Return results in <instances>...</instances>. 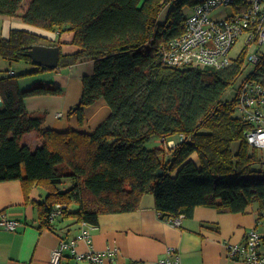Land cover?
<instances>
[{
	"label": "trees",
	"instance_id": "trees-1",
	"mask_svg": "<svg viewBox=\"0 0 264 264\" xmlns=\"http://www.w3.org/2000/svg\"><path fill=\"white\" fill-rule=\"evenodd\" d=\"M199 2L32 0L21 15L25 22L59 35L74 33V52L64 53L60 39L50 43L60 47L57 68L27 54L44 43L42 34L13 29L0 41L1 56L38 67L0 77V182L20 180L26 199L37 186L46 190L37 202L42 227L53 229L54 221L69 218L97 225L102 214L138 210L149 193L167 221L191 217L198 206L245 212L256 202L264 220V168L256 167L264 160L247 139L250 126L237 113L238 97L222 99L240 78L244 57L214 70L171 66L162 56L169 40L184 32V9ZM23 3L0 0V16L19 15ZM85 62L95 69L83 76L81 100L69 114L77 113L82 125L86 107L103 98L111 115L91 133L46 126V115L31 113L26 98L64 90L55 84L23 89L19 79ZM31 132L41 141L36 149L23 143ZM156 138L161 144L149 146ZM262 239L264 247V234Z\"/></svg>",
	"mask_w": 264,
	"mask_h": 264
},
{
	"label": "crops",
	"instance_id": "crops-1",
	"mask_svg": "<svg viewBox=\"0 0 264 264\" xmlns=\"http://www.w3.org/2000/svg\"><path fill=\"white\" fill-rule=\"evenodd\" d=\"M32 0H24L19 15L0 16V41L8 38L13 29H25L48 35L53 41L60 39L64 53L78 49L72 43L74 33L51 32L33 26L21 16ZM47 37V36H46ZM44 45L52 46L50 43ZM55 44V43H53ZM17 66L0 55V77L36 71V64L19 61ZM94 62L80 63L53 71L34 72L22 76L19 81L23 89L37 84L60 86V95H37L26 98L28 110L37 115H46V126L58 131L69 129L91 133L106 121L112 113L110 105L102 98L86 107L85 123L80 124L77 113L68 114L83 94L82 78L93 74ZM23 143L36 149L41 141L36 132L28 133ZM46 190L35 187L30 199H26L20 180L0 182V217L6 213L20 221L16 230L0 227V264H159L169 249H176L182 264H244L228 255V244L242 242L247 232L257 228L264 234V220L260 219V205L254 203L245 212L219 210L211 206H198L191 217H185L181 225L160 219L153 194L144 195L138 210L102 214L99 224L93 225L92 240L80 238L82 226L75 218L54 221V228L42 227L37 202L45 199ZM64 238L76 240L74 247L68 246L62 252L59 263L52 262V254ZM264 250V247L262 248ZM108 250L99 263H92L80 257L89 251Z\"/></svg>",
	"mask_w": 264,
	"mask_h": 264
},
{
	"label": "built area",
	"instance_id": "built-area-1",
	"mask_svg": "<svg viewBox=\"0 0 264 264\" xmlns=\"http://www.w3.org/2000/svg\"><path fill=\"white\" fill-rule=\"evenodd\" d=\"M184 27V32L171 38L162 50L164 61L171 66L226 69L241 59L233 58L231 53L238 40L245 39V61L249 72L237 95V113L250 126L246 132L249 143L264 149V0H200L186 17ZM3 102L0 93V105ZM56 213L53 212L52 217ZM184 217L181 214L170 222L180 226ZM19 224V220L2 213L0 227L14 231ZM81 226L79 237L91 242L93 225L84 221ZM75 244L76 240L70 242L63 238L61 245L53 251L52 262L59 263L64 249ZM262 248V234L252 228L242 242L228 244V255L244 264H264ZM113 254L111 250H91L80 257L99 263L104 256ZM159 264H182V259L172 248Z\"/></svg>",
	"mask_w": 264,
	"mask_h": 264
},
{
	"label": "rangeland",
	"instance_id": "rangeland-1",
	"mask_svg": "<svg viewBox=\"0 0 264 264\" xmlns=\"http://www.w3.org/2000/svg\"><path fill=\"white\" fill-rule=\"evenodd\" d=\"M173 5L174 4L171 3V4H168L164 8V10H163V12L161 13V16H160V20L162 22L166 20V18L169 15V12L172 9ZM184 13H185L186 16L191 14L192 13V7H186L184 9ZM45 36H47V37L45 38V40H43V42L44 43H52V39H50L48 37V35H45ZM245 47H246L245 39L243 37H241L238 40V42L235 44V46H234V48L232 50L231 56L233 58H241L242 59L244 57L243 58L244 62L242 64L243 65V73L240 76V78L236 81V83L226 90V92L224 93V95L222 97L223 100H233V99H235L237 97L239 89H240V85H241L243 79L246 77V75L249 72V66H248L247 62L245 61V51H244ZM11 61L17 66V68H19V66H20V64H19L20 62L19 61H21V60H19V61L11 60ZM79 102H80V100H79ZM78 103L74 104L73 107L70 109V111L73 108L77 107ZM69 112H68V114H69ZM174 143H176V141H171V143H169V144L173 145ZM158 144H161V140L156 138V139L152 140V142L149 143V146H155V145H158ZM238 147H239V142H234L233 143V149L237 150ZM258 154H259V157L264 160V149H259L258 150ZM256 167L257 168H261V167L264 168V164H258V165H256ZM72 209H76V205L75 204L72 206Z\"/></svg>",
	"mask_w": 264,
	"mask_h": 264
},
{
	"label": "water",
	"instance_id": "water-1",
	"mask_svg": "<svg viewBox=\"0 0 264 264\" xmlns=\"http://www.w3.org/2000/svg\"><path fill=\"white\" fill-rule=\"evenodd\" d=\"M27 54L31 56L37 64L49 68H57L60 62V47L44 44H35L30 47ZM163 171L158 172L162 175Z\"/></svg>",
	"mask_w": 264,
	"mask_h": 264
}]
</instances>
